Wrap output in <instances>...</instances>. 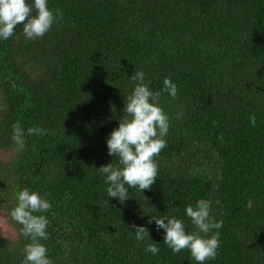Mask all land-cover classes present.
Masks as SVG:
<instances>
[{
	"label": "trees",
	"instance_id": "obj_1",
	"mask_svg": "<svg viewBox=\"0 0 264 264\" xmlns=\"http://www.w3.org/2000/svg\"><path fill=\"white\" fill-rule=\"evenodd\" d=\"M48 7L56 22L42 38L27 39L19 25L0 39V264H22L30 242L10 215L25 188L52 205L41 213L49 220L41 243L53 264H197L188 250L174 254L148 220L175 216L191 233L185 209L200 199L223 220L218 255L206 264H264V0H48ZM137 71L161 91L170 128L151 190L129 188L120 203L107 197L97 169L118 165L107 139L130 119L124 108ZM166 77L175 99L163 91ZM16 123L25 131L20 152ZM29 127L43 134L28 135ZM132 224L150 238L137 240ZM151 243L158 254L145 250Z\"/></svg>",
	"mask_w": 264,
	"mask_h": 264
},
{
	"label": "clouds",
	"instance_id": "obj_2",
	"mask_svg": "<svg viewBox=\"0 0 264 264\" xmlns=\"http://www.w3.org/2000/svg\"><path fill=\"white\" fill-rule=\"evenodd\" d=\"M55 22L56 16L49 9L48 0H32L31 3L29 0H0V39L11 38L19 25H23V34L27 39L42 38ZM130 79L139 81L125 102L124 113L130 119L121 120L107 139L108 154L118 159V165L111 162L97 169L108 185L107 197L118 199L120 203L129 199V188L138 187L141 192L151 190L159 172L155 158L167 147L165 137L170 128L169 116L159 105L161 91L150 90L148 84L144 83L145 74L142 71L133 73ZM163 86V91L175 99L177 86L167 77ZM182 116L183 113H178L176 118ZM250 122L255 126L254 114ZM27 134L41 135L43 129L29 127ZM12 139L18 152L25 150V131L19 123L13 125ZM16 199L17 204L10 215L13 221L21 225L20 234L30 241L23 249L22 264H53L48 257L47 247L41 243L49 238V220L41 213L50 211L51 203L38 192L27 188L19 191ZM247 207L252 208V201L248 202ZM211 211L212 201L205 199L197 201L195 206L186 207L185 213L196 229L191 233L186 231L182 220L171 215L152 216L148 223L155 221L157 230H164L163 242L174 254L188 250L197 264H206L218 255V230L223 226V220H215ZM130 227L135 229L137 240L143 241L149 237L146 227L135 224ZM213 229L217 231L213 232ZM145 250L153 255L160 251L156 243L148 244Z\"/></svg>",
	"mask_w": 264,
	"mask_h": 264
},
{
	"label": "rangeland",
	"instance_id": "obj_3",
	"mask_svg": "<svg viewBox=\"0 0 264 264\" xmlns=\"http://www.w3.org/2000/svg\"><path fill=\"white\" fill-rule=\"evenodd\" d=\"M0 224H1V222H0Z\"/></svg>",
	"mask_w": 264,
	"mask_h": 264
}]
</instances>
